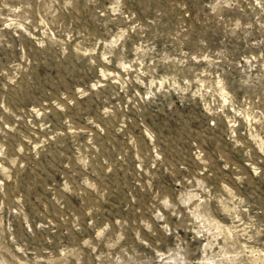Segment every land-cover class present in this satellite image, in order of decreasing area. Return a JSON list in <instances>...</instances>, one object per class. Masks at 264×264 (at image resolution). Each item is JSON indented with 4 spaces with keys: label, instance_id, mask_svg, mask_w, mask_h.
Masks as SVG:
<instances>
[{
    "label": "rangeland",
    "instance_id": "rangeland-1",
    "mask_svg": "<svg viewBox=\"0 0 264 264\" xmlns=\"http://www.w3.org/2000/svg\"><path fill=\"white\" fill-rule=\"evenodd\" d=\"M0 264H264V0H0Z\"/></svg>",
    "mask_w": 264,
    "mask_h": 264
}]
</instances>
